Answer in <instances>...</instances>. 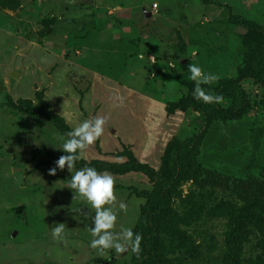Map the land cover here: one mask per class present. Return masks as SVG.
Masks as SVG:
<instances>
[{
  "label": "rangeland",
  "instance_id": "rangeland-1",
  "mask_svg": "<svg viewBox=\"0 0 264 264\" xmlns=\"http://www.w3.org/2000/svg\"><path fill=\"white\" fill-rule=\"evenodd\" d=\"M88 2L0 0V264L132 261L133 254L89 247L94 210L81 205L86 202L67 186L72 175L67 167L52 175L50 169L57 166L49 161L66 154L56 148L58 137L67 138L66 127L72 130L86 119L103 116L104 135L89 146L83 160L125 162L134 156L162 169L167 143L174 137L187 139L204 126L198 113L168 104L188 88L172 78L148 82L155 72L168 74L167 68L179 60L220 77L207 86L224 85V80L229 81L226 86L241 84L247 110L236 120L216 121L205 130L193 159L202 170L191 168L170 197V207L179 215L205 206L199 220L179 225L195 253L170 240L164 255L171 264L227 263L225 231L232 220L213 211L223 201L244 205L241 182L246 173L241 166L252 153V128H264V84L252 80L249 65L246 71L248 55L251 61L262 41L244 38V24H264V0ZM174 48L184 49L179 58ZM81 59L95 73L85 70ZM128 59L134 75L122 72L117 77V68L108 66ZM149 65L154 69L146 77ZM53 95L60 96L49 99ZM11 103L30 105L34 113L19 112ZM253 155V174L263 180L264 137L260 152ZM189 159L191 163V155ZM210 170L217 171L222 187L204 182L203 171ZM108 173L115 177L118 199L128 205L127 213L118 211L115 231L148 229L141 208L150 193L157 194L153 182L136 172ZM79 206L80 213L72 210ZM57 223L66 225V245L51 237ZM242 259L264 264V236L255 229L243 244Z\"/></svg>",
  "mask_w": 264,
  "mask_h": 264
},
{
  "label": "trees",
  "instance_id": "trees-1",
  "mask_svg": "<svg viewBox=\"0 0 264 264\" xmlns=\"http://www.w3.org/2000/svg\"><path fill=\"white\" fill-rule=\"evenodd\" d=\"M88 3V0L86 2ZM246 29V34L244 38H253L256 43L259 40L262 41V46L255 48L252 51L253 58L249 61V55L247 57V67L250 69V76L252 80L259 85L264 84V24L259 23L254 25L244 24ZM260 50V53H259ZM175 55L179 58V54L184 52L183 48L175 49ZM160 63V62H158ZM157 63V65H158ZM190 63L182 64L181 60L173 68L168 67V74H161L165 79L172 78L173 80L180 83V85L188 88L177 102L168 103L173 106H178L182 110H192L198 113L199 118L202 119L204 126L201 132L193 133L187 139L174 137L170 142L167 143L164 153V166L162 169L157 170L148 163L140 162L134 156L132 159L125 162H108L100 159H94L90 162L86 160H80L77 162L76 170L84 166L95 167L100 172H111L116 174H126L130 172H136L143 174L153 182L157 189V194L154 195L150 193L147 197L146 203L141 208V213L144 221L147 224V228L141 229L139 232L143 235L142 241V252L139 257L131 256V262L126 264H145L148 261L154 262L153 264H171L168 263L169 258L164 255L165 247L168 245V241L173 243L177 241L179 245L187 248V252L194 255L195 248L193 244H188L190 241L188 239L186 231L179 227L182 224H191L196 220H199L202 216L204 209L195 211V208H191V212H185V215H179L173 208L170 207V197L174 190L178 187L182 179H186L188 176V171L191 168L201 169L199 164L194 163V153L200 144L201 138H203L205 130L211 129L212 125L216 121H228L236 120L241 117L244 111H246V92L241 84H236L231 86H226L228 80H224V85L218 86H207L203 87L210 91L212 94L222 95L224 97L223 104H204L203 102L196 101L192 96V91L195 88V83L188 77L190 73L188 71V66ZM164 66L166 64H163ZM154 65H149L147 69L148 75H152ZM245 71V70H243ZM156 73V72H155ZM183 73L187 74V77H182ZM160 75V76H161ZM159 76H155L156 80ZM155 81H153L154 83ZM15 110L19 112H30L34 113V110L30 105L28 106H16L15 104L10 105ZM182 106V107H181ZM205 127V129H204ZM71 129L66 127L65 133L69 132ZM251 143H252V153H250L246 159L243 160L241 169L245 171L246 175L241 182V197L245 201L244 205L238 206L234 205L230 201H223L218 204L213 211V215L227 217L231 221V226L225 231L227 243H229L228 252V262L224 264H245L242 259L243 244L248 240L252 229L257 230L264 236V179L259 180L253 174V169L255 167L254 155L253 153L259 149L261 150V141L264 137V128L254 127L251 130ZM191 155V163L189 162V157ZM59 158H53L49 162L56 164L55 162ZM67 167V166H65ZM194 169V170H195ZM196 173V172H194ZM193 173V174H194ZM241 173V171H240ZM207 174V177H206ZM211 174V175H210ZM210 174L207 171H203L204 182H207L211 188L214 186H219L222 184L219 181L217 171L210 170ZM214 174V175H213ZM199 176V175H198ZM206 177V178H205ZM200 205L201 203L198 202ZM262 208V211L259 212ZM193 211V212H192ZM148 220H147V219ZM164 236H167L165 243ZM186 242L187 246L184 244ZM191 243V242H190ZM148 260V261H147ZM251 261H248L251 264ZM110 264H113L111 262ZM173 264V263H172Z\"/></svg>",
  "mask_w": 264,
  "mask_h": 264
},
{
  "label": "clouds",
  "instance_id": "clouds-1",
  "mask_svg": "<svg viewBox=\"0 0 264 264\" xmlns=\"http://www.w3.org/2000/svg\"><path fill=\"white\" fill-rule=\"evenodd\" d=\"M188 71L190 73L188 78L195 83L192 96L196 101L204 104L224 103L222 95H214L203 87L218 82L220 79L218 75L205 73L196 63L189 64ZM55 96L60 95H53L49 99ZM105 124V117L96 116L72 128L66 133L67 138L58 137L60 147L56 148L62 149L66 154L55 162L57 167L50 169V174L55 175L57 168L64 170L67 166L72 174L67 186L86 202L81 205H87L92 211L94 210L95 215L90 217L94 223V227H90L92 236L90 248L100 253L114 251L121 256L134 254L139 257L142 252V233L134 231V227H122L119 232L115 231L118 211L125 213L128 211L127 203L118 199L115 177L107 171L100 172L95 167L87 165L76 170L77 162L86 159L85 153L89 146L95 144L104 135ZM80 206L72 210L80 213ZM65 228V223H57L51 229L52 239L66 245Z\"/></svg>",
  "mask_w": 264,
  "mask_h": 264
},
{
  "label": "crops",
  "instance_id": "crops-1",
  "mask_svg": "<svg viewBox=\"0 0 264 264\" xmlns=\"http://www.w3.org/2000/svg\"><path fill=\"white\" fill-rule=\"evenodd\" d=\"M84 2H86V0H73V3H78V4H80V3H84ZM88 4H89V2H88ZM93 5H94V7L95 8H97L98 6L96 5V3H93ZM110 8V7H109ZM114 8V7H113ZM113 22H114V20H112ZM78 52V51H77ZM79 53V52H78ZM66 56V58H70L71 60H72V56L73 55H65ZM79 56H81V54H79L78 55V57ZM70 60V61H71ZM75 60V59H74ZM75 61H77V63L78 62H80V60H75ZM185 60H182V64H183V62H184ZM160 62H164L163 60H160ZM81 63H82V66H83V68L85 69V70H87V71H92V72H94L93 71V69H92V67H94V66H89V65H87V61H85L84 59H81ZM151 63V62H150ZM109 66V68H117V77H118V75H120L122 72H124V74H127V75H129V74H133L134 75V71H133V69H132V67L134 66V64H133V62H132V60H129L128 59V61H127V63L126 62H122V65H121V62L119 61L118 63L117 62H112V65H108ZM95 73V72H94ZM147 74V73H146ZM155 75H156V73H154V76L152 77V79H154V77H155ZM117 77H115V78H117ZM151 78H149V80H148V82L152 85V84H157L158 82H159V80L161 81V82H165V78L161 75V76H159L156 80H152ZM153 81H155L154 83H153Z\"/></svg>",
  "mask_w": 264,
  "mask_h": 264
}]
</instances>
